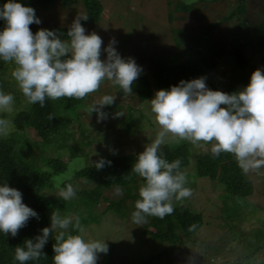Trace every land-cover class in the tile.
Returning <instances> with one entry per match:
<instances>
[{
	"label": "rangeland",
	"instance_id": "rangeland-1",
	"mask_svg": "<svg viewBox=\"0 0 264 264\" xmlns=\"http://www.w3.org/2000/svg\"><path fill=\"white\" fill-rule=\"evenodd\" d=\"M239 1L103 0L99 21L85 24L84 27L86 34L96 32L102 38V60L107 58L103 49L114 38L117 42L115 48L121 57L134 58L143 68L142 74L150 81L148 61L152 56L170 55L174 60L187 58V54L193 51L184 50L189 44L187 31L196 26L213 24L207 56L212 57L216 65L203 77H206L210 89L231 94L247 86L256 69L264 70L260 63L262 51L256 47L255 35L256 29H264V0H242L241 11L228 16ZM78 2L76 0L63 5L55 1L44 9L36 7L35 15L41 23H34L33 34L40 29H69L78 15H84ZM182 4L190 5L187 11H178L180 9L177 6ZM236 42L242 44L239 51L242 63L238 67L233 64V56H227L226 52L231 53ZM214 52L219 53L218 57H213ZM151 89V94L140 101L135 95L119 96L116 86L105 79L98 91L87 95V106L104 95L113 96L116 98L114 111L105 110L112 105L105 106L103 111L108 114L107 119L98 122L95 112L91 114L80 110V116L66 127L65 137H59L43 152V156L48 159L58 158L66 163L64 172L58 177L69 175L70 179H62L60 187L70 183L76 192L72 199L62 200L58 197L59 188L54 180L53 187L40 194L55 205L51 214L59 210L62 217L78 216L85 228L83 237L86 241H106L109 251L99 254V264H264V167L245 174L252 185L253 195L245 197L237 209L218 182L194 174L199 154L211 152L212 143L193 145L187 140L172 138L170 134L166 136L164 143L184 141L189 151L188 162L180 171L186 175L185 187L191 188L193 195L175 202L187 203L203 215L202 224L194 234V246L187 244V248L177 253H160L165 247L164 243L151 238L145 231L153 229L149 225V217L142 226L132 222V213L136 210V200L140 199L138 193L142 185L136 176L127 186H119L123 189V195L117 196L114 194L116 185L102 187L81 175V168L101 158L135 154L136 151H144L146 145L154 141L161 128L151 112L150 101L157 92L153 83ZM117 112L123 115L115 117ZM128 119L130 122L127 123ZM22 137L28 145L22 150L23 154L38 161L41 140L30 128ZM37 195L33 193V196ZM110 201L120 203L115 209L107 210ZM64 202H69L68 208L71 209L65 213L58 208ZM50 225L51 221L48 227ZM68 232L80 234L71 226ZM53 235H50L49 240L55 244ZM207 245L212 248L207 249ZM214 246L221 251L217 256H213Z\"/></svg>",
	"mask_w": 264,
	"mask_h": 264
},
{
	"label": "clouds",
	"instance_id": "clouds-1",
	"mask_svg": "<svg viewBox=\"0 0 264 264\" xmlns=\"http://www.w3.org/2000/svg\"><path fill=\"white\" fill-rule=\"evenodd\" d=\"M88 19L87 15H78L67 32L68 39L62 40L54 30L40 29L33 34L29 26L41 23L34 8L15 0H8L0 8V20L5 22L4 30L0 31V59L15 63L11 75L29 104L44 107L46 98L81 100L98 91L105 79L118 85L124 96L133 94V82L143 68L134 58L121 57L114 38L103 49L107 58L102 60V38L96 32L86 34L81 24ZM115 99L104 95L87 110L91 114L95 112L97 121L101 122L108 116L103 109L114 104ZM150 103L161 131L138 154L131 169L145 181L139 188L140 199L136 200V210L132 213L134 224L142 226L149 216L164 219L173 214V201H183L193 195V190L185 187L187 178L180 171L182 161L169 162L163 153L158 154L169 134L193 145L212 143L214 158L222 152L233 154L245 174L264 167V70L256 69L249 84L231 94L210 89L206 77H200L181 80L170 90H158ZM13 104L14 96L0 91V112L11 113ZM122 115L115 113V117ZM52 118L50 115L49 119ZM12 127V121L0 118V136H8ZM110 164L111 161L101 158L94 166L101 170ZM53 179L59 188V198L68 201L75 196L72 184L60 187L61 180L70 179L69 175ZM114 194L122 196L123 189L116 186ZM22 200L20 190L7 183L0 186V232L3 234L16 237L30 218L39 219L38 213ZM50 219V227L41 229L40 235L15 248L14 261L24 264L46 257L43 249L54 233L53 264H97L99 254L108 253L106 241L84 239L85 228L78 216L62 217L55 210ZM70 226L80 234H70Z\"/></svg>",
	"mask_w": 264,
	"mask_h": 264
},
{
	"label": "trees",
	"instance_id": "trees-1",
	"mask_svg": "<svg viewBox=\"0 0 264 264\" xmlns=\"http://www.w3.org/2000/svg\"><path fill=\"white\" fill-rule=\"evenodd\" d=\"M55 1L65 5L76 0H15V2L34 9L36 7L44 9L46 5ZM79 1L83 14L89 16V19L87 21L82 20L81 24L84 26L85 24L98 22L103 10V0ZM7 2L8 0H0V8ZM177 7L180 9L178 11L181 12L187 11L190 5L182 4ZM241 8L242 0L239 1L235 9L229 12L228 16L240 12ZM0 27L3 31L5 27L3 20H0ZM29 27L31 31L35 30L33 29L35 27L34 23ZM52 27L57 28L56 26ZM213 27V24H209L206 27L196 26L190 28L191 33L187 31L186 37L189 44L186 45L184 50L189 52L193 49V51L189 52L188 57L183 60H174L170 55L152 56L148 61L150 81L141 74L133 82L132 95H135L141 101L151 94L152 83L157 91L161 89L170 90L171 86L178 85L181 80L189 81L210 73L216 65L215 60L207 56V45H210ZM68 30L59 28L56 32L62 40H65L68 39ZM255 31L256 47L262 51L260 63L264 66V29H256ZM233 45L232 52L226 50L228 54L226 55L233 56V64L238 67L242 63V59L239 57L242 44L236 42ZM218 54L214 52L213 57H218ZM15 67L14 62H5L0 59V91L14 96L13 111L11 113L0 112V118L12 121L13 125L8 136H0V186L7 183L10 187L20 190L23 196L22 202L34 209L38 213L39 219L30 218L27 225L19 230L16 237L0 232V264H20L19 261H14L15 248L24 246L27 239H34V237L41 234V229L49 226L51 211L55 205L52 204L51 200L42 197L40 194H43L44 190H50L53 187L55 183L53 178L64 172L66 163L58 158L48 159L47 156H43V152L59 137H65L66 127L73 119L80 116V110L90 113L87 110L89 106L85 104L87 96L81 100L62 97L59 100L52 101L46 98L44 107H40L39 104H29L11 75ZM115 86L116 93L119 96H124L119 86ZM114 107V104H112L110 109L105 110L114 111ZM50 115L53 117L51 120L49 119ZM126 122H130V119ZM29 128L34 130L42 142L38 153V161L32 158L31 155V158H28V155H24L22 152L24 148H28L22 136ZM141 152L143 151H136L135 154L113 155L105 159L111 161L110 165H106L101 170L95 168V163L87 165L81 168V175L102 187L111 185L127 186L135 179V176L144 184L143 178L131 172L138 154ZM159 153H163L164 158L169 162L180 159L182 161L180 169L187 164L189 158L188 145L184 141L163 143L160 146ZM194 167L195 176L206 177L209 181L218 182L237 209L241 207L245 197L253 195L251 183L238 166L235 156L231 153L222 152L219 157L215 158L209 151L201 153ZM33 193L38 195L33 196ZM119 203L116 201L108 202L107 210L115 209ZM68 205L69 202H64L59 204L58 208L65 213L71 210ZM173 207V214L166 216L164 219L149 216L148 222L153 229H145L151 238L164 243L165 247L160 253H177L180 249L187 248V244H191V247L194 246L193 243H195L196 238L194 234L202 224V213L194 210L189 204H180V202L178 204L173 201ZM245 233L246 231L243 234ZM210 247L207 245V249H210ZM214 247L215 250H212L213 256H217L221 251H218L217 246ZM43 252L46 257L42 256L37 261H26L24 264H53L55 253L52 240H48Z\"/></svg>",
	"mask_w": 264,
	"mask_h": 264
},
{
	"label": "water",
	"instance_id": "water-1",
	"mask_svg": "<svg viewBox=\"0 0 264 264\" xmlns=\"http://www.w3.org/2000/svg\"><path fill=\"white\" fill-rule=\"evenodd\" d=\"M0 31H2L1 27H0Z\"/></svg>",
	"mask_w": 264,
	"mask_h": 264
}]
</instances>
